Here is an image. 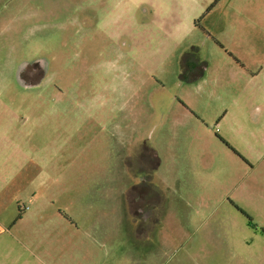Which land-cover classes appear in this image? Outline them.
Returning a JSON list of instances; mask_svg holds the SVG:
<instances>
[{
    "label": "rangeland",
    "instance_id": "obj_1",
    "mask_svg": "<svg viewBox=\"0 0 264 264\" xmlns=\"http://www.w3.org/2000/svg\"><path fill=\"white\" fill-rule=\"evenodd\" d=\"M4 231L0 264H264V0H0Z\"/></svg>",
    "mask_w": 264,
    "mask_h": 264
},
{
    "label": "flooded vegetation",
    "instance_id": "obj_2",
    "mask_svg": "<svg viewBox=\"0 0 264 264\" xmlns=\"http://www.w3.org/2000/svg\"><path fill=\"white\" fill-rule=\"evenodd\" d=\"M199 60H197L196 58H192L191 59V62H187V69H192V70H197L198 71L200 70V65H199ZM39 70L42 71V77H44L45 75V69L43 67L40 66L39 63H34V64H29L27 66H24L23 68H21V70H19L18 72V76H19V79L20 81H22V83L27 86V87H32V86H35L37 84L40 83V80L42 77H40L39 81H37L36 84H34L31 80H30V77L32 78V76H34V74H36ZM40 73V72H39ZM140 197H142V195H139L137 197V200L140 201ZM135 213L137 214H144L146 213V210H142V212L138 209V211H136ZM153 214V213H152Z\"/></svg>",
    "mask_w": 264,
    "mask_h": 264
},
{
    "label": "crops",
    "instance_id": "obj_3",
    "mask_svg": "<svg viewBox=\"0 0 264 264\" xmlns=\"http://www.w3.org/2000/svg\"><path fill=\"white\" fill-rule=\"evenodd\" d=\"M200 76L204 79V72H202ZM11 235L12 233H9L8 231H4L3 234L0 233V254H2L4 250H6L7 245L12 244L11 240L13 239V237Z\"/></svg>",
    "mask_w": 264,
    "mask_h": 264
},
{
    "label": "water",
    "instance_id": "obj_4",
    "mask_svg": "<svg viewBox=\"0 0 264 264\" xmlns=\"http://www.w3.org/2000/svg\"><path fill=\"white\" fill-rule=\"evenodd\" d=\"M22 67H20V70H21Z\"/></svg>",
    "mask_w": 264,
    "mask_h": 264
}]
</instances>
